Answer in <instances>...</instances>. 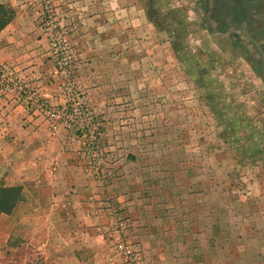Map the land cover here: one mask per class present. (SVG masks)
<instances>
[{"label": "rangeland", "instance_id": "obj_1", "mask_svg": "<svg viewBox=\"0 0 264 264\" xmlns=\"http://www.w3.org/2000/svg\"><path fill=\"white\" fill-rule=\"evenodd\" d=\"M18 2L25 32L42 40L38 84L56 91L37 98L38 85L0 62L10 69L0 102L15 91L45 119L34 129L68 132L77 169L104 190L73 211L106 222H76L71 264H264V62L235 3ZM5 3L10 25L19 7Z\"/></svg>", "mask_w": 264, "mask_h": 264}, {"label": "crops", "instance_id": "obj_2", "mask_svg": "<svg viewBox=\"0 0 264 264\" xmlns=\"http://www.w3.org/2000/svg\"><path fill=\"white\" fill-rule=\"evenodd\" d=\"M18 1L0 0V4L11 2L13 8L19 7L14 20L0 33V62L14 65L22 82L38 85L37 98L45 100L56 88L45 82L38 84L42 80L38 73L41 70L38 47L42 40L25 32L30 24ZM232 1L239 20L245 22L243 28L264 50V0ZM12 93L9 102H0V126L6 127L0 133V141L10 146L2 147L0 170H4L5 187L21 188L23 196L13 212L0 214V223L4 222L3 226L0 224V264H71L70 254L76 255V242L72 239L83 234L76 222L91 227L94 224L101 227L106 222L103 214L76 215L73 211L78 201L102 200L97 193L104 190L97 189L77 169V153L65 144L70 143L69 133L64 130L49 137L41 128L34 129L35 124L45 127V119L30 115L28 102L21 100L15 91ZM57 100L63 104L62 99L56 97ZM28 191L32 194L27 195ZM122 192L117 187L115 201L121 200L117 195ZM22 206L24 209L19 212ZM59 251L68 253L66 263Z\"/></svg>", "mask_w": 264, "mask_h": 264}, {"label": "trees", "instance_id": "obj_3", "mask_svg": "<svg viewBox=\"0 0 264 264\" xmlns=\"http://www.w3.org/2000/svg\"><path fill=\"white\" fill-rule=\"evenodd\" d=\"M12 20L10 12L0 6V31ZM21 188H0V214L11 213L20 201Z\"/></svg>", "mask_w": 264, "mask_h": 264}, {"label": "built area", "instance_id": "obj_4", "mask_svg": "<svg viewBox=\"0 0 264 264\" xmlns=\"http://www.w3.org/2000/svg\"><path fill=\"white\" fill-rule=\"evenodd\" d=\"M9 72H10V69L7 66H1L0 65V78L7 77L8 74H9ZM66 91H68V93H69V92L72 91V88L71 87H68V88H66ZM38 108L41 109V110H48L49 111V108L50 107H48L45 104H41V105L39 104L38 105ZM64 116L68 120V121L66 120V123L72 124L74 122V120H73L72 116H70V114L64 115Z\"/></svg>", "mask_w": 264, "mask_h": 264}, {"label": "water", "instance_id": "obj_5", "mask_svg": "<svg viewBox=\"0 0 264 264\" xmlns=\"http://www.w3.org/2000/svg\"><path fill=\"white\" fill-rule=\"evenodd\" d=\"M245 34L247 36V38L256 46V48L258 49V52L260 53L263 62H264V50L262 48V46L258 43V41H256L251 35H249L246 30L244 29Z\"/></svg>", "mask_w": 264, "mask_h": 264}]
</instances>
